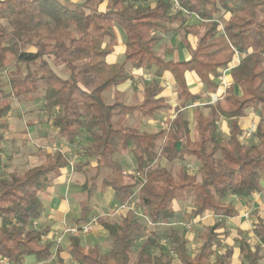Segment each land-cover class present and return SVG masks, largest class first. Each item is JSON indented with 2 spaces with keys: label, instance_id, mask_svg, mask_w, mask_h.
Wrapping results in <instances>:
<instances>
[{
  "label": "trees",
  "instance_id": "obj_1",
  "mask_svg": "<svg viewBox=\"0 0 264 264\" xmlns=\"http://www.w3.org/2000/svg\"><path fill=\"white\" fill-rule=\"evenodd\" d=\"M176 2L177 10H173L174 0H0V77L7 75L11 89L7 92L0 79V120L13 109L9 99H35L42 92L58 134L69 146L77 145L83 158L76 169L86 176L82 188L88 200L98 184L111 188V211L136 201L146 220L135 209L114 221L99 219L108 231L106 251L99 246L85 249L79 237L71 236L69 253L76 264H230L234 250L216 249L228 235L222 231L225 220L237 214L235 204L224 200L248 199L263 190L264 0ZM192 16L201 20L203 34L191 58L166 60L157 52L164 37L156 33L189 32L187 22ZM117 29L125 32L126 51L122 61L111 63L108 58L118 44ZM236 52L241 60L231 69L233 84L215 104L205 107L207 114L197 106L192 135L182 108L203 101L207 92H217L216 77ZM128 67L153 72L142 102L137 106L118 100L107 103L102 93L130 80ZM167 71L176 80L180 101L168 127L147 132L122 123L135 111L149 117L168 108L160 88ZM187 71L197 74L204 93L191 91ZM249 108L259 109L260 119L253 137L245 142L246 131L239 120ZM219 117L226 119L228 133L220 131ZM3 126L0 123V164ZM122 151L134 155V171L125 172L117 160ZM44 157L41 164L22 173L0 174V257L8 264H23L30 256L55 257V264H65L59 244L45 240L49 229L37 228L35 221L43 213L39 193L52 185L70 160L61 148L45 152ZM188 157L195 172L184 164L172 171L159 163L162 158L170 165L183 163ZM103 170L109 175L96 182ZM186 198L192 200L193 224L209 214L217 220L206 227L194 250L184 233L168 228L164 233L171 248L167 249L150 225L172 223L176 204ZM91 209L89 203L82 207L77 225L89 221ZM253 232L254 247L246 239L240 242L242 264H264L262 220L255 221Z\"/></svg>",
  "mask_w": 264,
  "mask_h": 264
},
{
  "label": "crops",
  "instance_id": "obj_2",
  "mask_svg": "<svg viewBox=\"0 0 264 264\" xmlns=\"http://www.w3.org/2000/svg\"><path fill=\"white\" fill-rule=\"evenodd\" d=\"M154 2L155 0L151 1V3H154ZM103 8L104 6H102V9ZM187 25L191 28L189 32H186L184 29H180L174 34H170L168 36H164L161 32L156 33L164 37L163 40H161L158 43L157 52L160 55H162L164 58L167 57L168 59L165 58L166 60L186 61L191 58V51L192 49H195L197 47L200 35L203 34V28L201 26V20L195 16H192L189 18ZM117 33H118V44L115 46L113 53L108 58L109 62L111 63L122 61L124 58L125 51H126L125 32L121 29H117ZM178 41L181 42V44ZM240 60H241V55L236 52L234 54L233 60L228 64V66L220 70L219 76L224 74L227 85H223L219 79V76H217L216 81L219 85L217 92L215 93L207 92L203 96L204 97L203 101L189 104L186 107L182 108L185 111L188 120L190 121V125L192 128V135L195 134L194 129H195V115H196L197 106H202L203 107L202 110L204 113L207 114L209 112V108H205V107H207L208 105L215 104L222 97L226 89L231 84H233L234 81L231 75V69L235 67L236 65H238L240 63ZM128 68L131 74V78L127 82L116 87L114 91V96H113V99H114L113 103L118 100V101H121L125 105L137 106L143 100L145 86L148 83H150L153 79V72L152 71L147 72L143 69H132L131 67H128ZM185 77H186L187 84L190 87L191 91H193L194 93H204L202 83L195 72L187 71L185 73ZM140 83H143L142 84L143 88L141 89H140L141 87ZM160 88H161V95L165 98L166 103L168 104V108L159 110L153 116H149V117L142 115L139 111H135L134 113H130L125 116V118L128 119L129 123L133 124L134 122L133 119L138 118L139 120L138 123L141 122V126L142 125H145V126L153 125L154 126V129L152 130H146L144 128L142 129L140 128V129L143 131L152 132V131L160 130L157 127L158 120L163 118L164 115L168 114V117L175 118V113H176L177 108L180 105V101L177 97L176 80L170 72L167 71L163 74L162 78L160 79ZM135 91L139 92L138 94L139 97H136V98L134 97ZM236 92L240 94L241 91L239 87H236ZM127 93L131 95L132 99H128V97L127 99L125 98V95ZM117 96L119 97V99H116ZM205 110H207V112H205ZM138 113H140L143 116V118L138 117L137 115ZM259 113H260L259 109L249 108L247 110L245 116H243L239 120L240 125L244 131L248 128L247 126L252 123V119L256 118L255 120H256V125H257L260 119ZM8 115H11V113H9ZM191 115L194 117L193 122L190 119ZM3 119L6 121L10 120V118L9 119L3 118ZM141 119L142 121H140ZM11 120L14 121V119H11ZM218 121H219V127L222 129V132L228 133L229 126H228L226 119H224L223 117H219ZM25 123L29 125L33 124L28 119H26ZM256 125H255V129H256ZM13 126H14V123H13ZM55 129H53L54 132L58 133L57 128ZM13 130L18 131L19 133L23 135L26 134V131H24L25 129L23 128L21 130H17V129H13ZM28 130L30 131L29 128ZM2 131L4 132L3 129ZM14 131H12V133ZM60 138L63 140L64 144H66L64 146V144L61 143L60 145L64 146L61 149L67 154V156L69 157V160L72 161L71 159L75 156L77 157V161L73 168L71 167V165H68L66 168L62 170L59 176L55 177L52 185L46 190L47 194L42 199H40L43 204V213L41 217L35 221V226L40 229H43V228L49 229L48 235L45 237V240H49V241L51 239L52 240L54 239L53 232L55 229H62L64 228L65 225H77V220H79L81 217V210L83 206H81L80 202H78L75 199H76V195H79L84 192L82 187L86 181L85 174L80 173L76 169L77 168L76 165L83 159L79 154H73L74 150L77 149V145H74L71 147L68 145V143L66 142L64 138H62L61 136ZM45 140L47 143H50L48 138H45ZM53 146L55 147L56 144L53 143ZM1 147H2V143H1ZM45 152H50V151H44V153ZM124 159L128 161L129 163L128 165L129 167H131V168L125 167V171L126 170L134 171L135 166H136V159L134 155L131 152H129L125 155ZM162 159L165 160V162L167 163L165 158H162ZM91 165L95 166L96 162L92 161ZM193 169L194 168L192 167V170ZM262 185H263V190L261 192L251 196L248 199L241 198L242 207L244 206V204H248V203H252L254 205V209H253L254 211L252 213L249 212V215L247 216L246 215L247 208H240L239 206L235 205L237 209V214L225 220V227L222 229V231L227 232L228 235L224 236L221 247L222 246L226 247L223 251L229 248H232L234 250L233 258L230 264H242L243 263V256H242V251L240 248L241 247L240 242L242 239H246L247 244L251 247H254V245L257 243V238L253 232V228H254L255 221L260 219L264 222V181L262 182ZM103 188H106L107 193H105V196L102 198L98 197L97 200L99 202V199H100V202L104 204V207L107 208L110 213L114 192L111 188H108V187H103ZM96 194H97V191L94 194V196ZM179 203H177L176 206L179 205ZM105 208H102L101 211L104 210ZM97 213H100L99 210L93 211L91 209V214L89 218L93 217ZM122 215H126V213L121 212L120 216ZM209 218L210 220H213V222L211 224H206L205 220H209ZM216 220H217L216 217H214L213 215H210V214L205 215L199 220L200 224L198 225L203 226V227L211 226L216 222ZM70 237L71 236L67 235L63 239V241L59 244L60 248L62 249L61 256L65 259V264H76L72 260L70 253H69ZM79 238H80L82 246L85 249H90L95 246H99L103 251H106L109 247L108 231L100 223V221L97 225H95L93 231L83 236H80ZM262 248L264 252V247ZM223 251H219V252H223ZM1 259L3 258L0 257V260ZM50 261L51 263L53 262V264H55V257L48 259V260H39L35 256H30L25 259L23 264H44Z\"/></svg>",
  "mask_w": 264,
  "mask_h": 264
},
{
  "label": "rangeland",
  "instance_id": "obj_3",
  "mask_svg": "<svg viewBox=\"0 0 264 264\" xmlns=\"http://www.w3.org/2000/svg\"><path fill=\"white\" fill-rule=\"evenodd\" d=\"M67 1H84V0H67ZM153 1V0H150ZM183 33V32H182ZM179 42V41H178ZM181 44V42H179ZM164 47V46H163ZM33 49V48H32ZM164 49V48H162ZM166 59H168L167 57H165ZM1 81H3L5 85V90L11 91L10 87L8 86V78L6 74L1 75L0 77ZM141 84V88L143 83ZM116 88H111L108 89L106 91H104L102 93V97L103 99L107 102V103H113L114 99V91ZM142 92V91H141ZM134 97H139V92L135 91L134 92ZM43 93H37L35 95V99H25V98H20L19 99H9V102H11V104L13 105V109L11 115H8L5 117V119H9L8 121L2 119L0 120V123L3 124V130H4V134H5V140L2 142V147L4 149V152L2 153V158H1V164H0V174L1 176L7 177L9 176L11 173H22L26 170H28L29 168L41 164L44 161V151H53L56 148H62L64 147L66 144H64L63 140L60 138V135L56 132H54L53 129L56 128L54 122H53V118L50 116L49 112L46 110L45 106H44V99L43 98ZM132 99L130 94H126L125 98L127 99ZM205 112H207V110H205ZM19 114V115H17ZM138 117L143 118V116L138 113L137 114ZM11 119H14L11 120ZM26 119H28L30 122H32L33 124L29 125L26 124L25 121ZM170 119V117H168V114L164 115L163 118L158 120V128L159 129H163L166 127L165 123L166 121H168ZM191 121L193 122L194 117L191 115L190 117ZM256 119V118H255ZM252 119V123L249 124L247 127V129L245 130L247 133H251V135H253L254 133V129H255V125H256V120ZM134 122L129 123L128 119H126L125 117L122 118L121 122L124 123L125 125H129V126H133V127H137V128H144L146 130H152L154 129L153 125H142L141 126V122L138 123V118L133 119ZM142 121V119L140 120ZM5 122V123H4ZM14 123V126H13ZM14 128H13V127ZM17 129V130H21L22 128L25 129L24 131H26V134L23 135L21 133H19L18 131H14L13 129ZM28 128L30 129V131L28 130ZM14 131L12 133V131ZM56 131V129H55ZM220 131H222V129L220 128ZM14 134V135H12ZM253 137V136H252ZM251 136H247L244 139L245 142H249L250 139L252 138ZM45 138H48L50 143H47ZM53 143L56 144V146H53ZM63 143L64 146H61L60 144ZM129 153L128 151H123L120 152L119 154H117L116 158L118 161L122 162L123 165L125 167L131 168L129 167V163L128 161H126L125 155ZM73 154H78L77 149L74 150ZM124 155V156H123ZM72 162L76 164L77 161V157H73ZM159 163L162 164L163 166H167L168 168H170L172 171H175L180 165H187L190 171H196L195 168L192 165V161L190 160V158L188 157L185 162L181 163L179 161L175 162L174 164L170 165L168 163L165 162V160L160 159ZM192 167L194 168L192 170ZM127 171V170H126ZM91 175L94 174V172H90ZM109 175V172L107 171H102V173L100 174V176L96 179V182L98 180V182L101 180L102 177ZM91 182V180H90ZM106 188H103L101 185L98 184L97 186V194L89 201L88 200V195L87 192H83L79 195H76V199L78 202H80L81 206L86 205L87 203H89L92 206V210L93 211H98L100 213H97L95 215L99 216V219L101 218H106V219H110L112 221L116 220V218L118 216L121 215V212H125L127 213V210H123L121 211L119 214L115 215V216H110L108 215L109 211L107 208L104 207V204H102L100 202H98V197L102 198L105 196L106 192ZM47 194L46 191H42L39 193V197L40 199H42L45 195ZM103 200V199H102ZM241 198L237 197V196H229L228 198H226L224 201L225 202H232L235 205L239 206L240 208H247L246 209V214L247 213H252L254 210V205L252 203H248V204H244V206H241ZM191 198H186L184 200H182L179 205L176 206L177 208V216L174 219V221L172 223L169 224H164V225H160L158 228H155L153 226L150 225V230H157L159 233V242H161V244L169 249L171 248V242L170 240L166 237L165 235V231L170 228L173 227L175 229H177V231L179 233H184L188 239H189V246L192 250H194L201 242H202V234L205 232L206 227L204 226H199L197 225V223L193 224L190 221V210L192 208L191 206ZM133 209H135L139 214L141 213V209L139 208L137 202L135 201L133 204ZM180 207V208H179ZM102 208H105L104 210L101 211ZM179 208V209H178ZM141 219L143 222H146L145 218L142 217V215L140 214ZM111 217V218H110ZM197 221V220H195ZM213 222V220H205L206 224H211ZM186 224V225H185ZM193 227H192V225ZM188 225V226H187ZM233 225V224H232ZM191 226V228L189 227ZM189 230V231H188ZM248 237V236H247ZM226 247L224 246H220L217 247V251H223ZM44 264H53V262H46Z\"/></svg>",
  "mask_w": 264,
  "mask_h": 264
},
{
  "label": "built area",
  "instance_id": "obj_4",
  "mask_svg": "<svg viewBox=\"0 0 264 264\" xmlns=\"http://www.w3.org/2000/svg\"><path fill=\"white\" fill-rule=\"evenodd\" d=\"M174 2H175V4H174V7H173V10H177L179 8V5L176 2V0H174ZM219 79H220V81L222 82L223 85H227V82H226L224 74L220 75ZM170 119H174V117H172ZM165 123H167L166 127H168V125H169L168 122L166 121ZM245 135H246V137L247 136H251V133L245 132ZM70 165L73 168L75 163L70 161ZM125 172H127V171H125ZM136 174L138 176H140L139 173H136ZM129 209H133V205L123 204L121 206H118V207L114 208L112 211H110V213L108 215L115 216V215L119 214L121 211H123V210H127L128 211ZM246 215L248 216L249 213H247ZM98 223H99V216L98 215H94L93 217H91L89 219V221H87L85 223H82L80 225H65L64 228H62V229H55L54 230V232H53V238L54 239L53 240L57 244H60L67 235L75 236V237L83 236V235L88 234L91 231H93L95 225H97ZM189 227L191 228V226H189ZM192 227H193V225H192ZM0 262H1V264H7L5 259H1Z\"/></svg>",
  "mask_w": 264,
  "mask_h": 264
},
{
  "label": "water",
  "instance_id": "obj_5",
  "mask_svg": "<svg viewBox=\"0 0 264 264\" xmlns=\"http://www.w3.org/2000/svg\"><path fill=\"white\" fill-rule=\"evenodd\" d=\"M176 147H177L178 149H180V147H181V143L178 142V143L176 144Z\"/></svg>",
  "mask_w": 264,
  "mask_h": 264
}]
</instances>
